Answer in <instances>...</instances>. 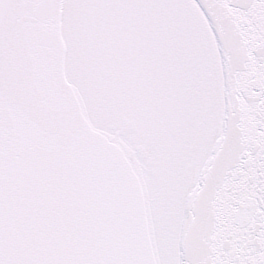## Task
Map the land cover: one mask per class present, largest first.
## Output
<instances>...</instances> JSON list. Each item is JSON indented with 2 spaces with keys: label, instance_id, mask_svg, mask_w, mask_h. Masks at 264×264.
I'll list each match as a JSON object with an SVG mask.
<instances>
[{
  "label": "snow or ice",
  "instance_id": "snow-or-ice-1",
  "mask_svg": "<svg viewBox=\"0 0 264 264\" xmlns=\"http://www.w3.org/2000/svg\"><path fill=\"white\" fill-rule=\"evenodd\" d=\"M0 264H264V0H0Z\"/></svg>",
  "mask_w": 264,
  "mask_h": 264
}]
</instances>
